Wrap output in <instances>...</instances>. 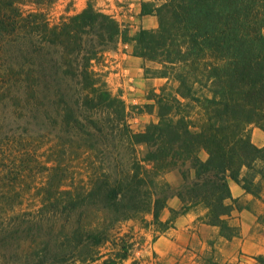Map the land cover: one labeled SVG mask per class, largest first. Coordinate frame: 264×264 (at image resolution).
Masks as SVG:
<instances>
[{"label":"trees","instance_id":"16d2710c","mask_svg":"<svg viewBox=\"0 0 264 264\" xmlns=\"http://www.w3.org/2000/svg\"><path fill=\"white\" fill-rule=\"evenodd\" d=\"M22 3L0 0V54L8 43L24 44L19 49L25 53L24 68L10 73L27 85L26 108L75 139L118 131L133 154L125 173L103 171L81 187L62 188L49 176L39 212L89 206L115 216L112 227L150 213L153 223L166 230L177 216L203 205L208 223L227 238L236 236L225 218L237 202L229 181L255 197L264 194V146L255 145L250 133L253 125L264 131V0L142 3L141 12L156 15L159 27L137 33L134 54L158 61L163 67L158 76H172L178 85L164 86L155 95L158 121L141 132L130 129L124 101L93 68L117 44L119 23L89 3L51 25L42 12L25 13ZM19 50L6 57L12 69L22 62ZM70 83L80 86L79 96L70 97L59 87ZM140 145L146 149L138 157ZM169 171L181 176L176 188L157 179ZM174 196L182 206L170 209L171 217L162 221L161 213ZM112 227L90 224L72 232L70 241L74 250L81 249V259H99L97 248L110 240ZM122 249L97 264H118L129 256L126 244ZM256 261L264 264V254Z\"/></svg>","mask_w":264,"mask_h":264},{"label":"rangeland","instance_id":"374dc122","mask_svg":"<svg viewBox=\"0 0 264 264\" xmlns=\"http://www.w3.org/2000/svg\"><path fill=\"white\" fill-rule=\"evenodd\" d=\"M144 1L159 5L164 0H23L20 5L25 13H44L54 25L91 3L119 23L122 32L117 44L94 61L93 68L112 94L124 101L126 121L134 132L158 121L155 95L161 88L178 85L172 76H158L163 68L158 61L134 54L137 33L159 27L156 15L141 12ZM21 47L22 42L8 43L0 54V264H97L122 253L123 244L128 246L129 256L118 264H257L256 257L264 254V196L261 201L252 194L240 198L232 193L237 202L225 218L237 235L230 238L207 222L203 205L177 216L173 227L166 230L153 223L150 213L121 220L112 227L115 216L89 206L76 211L58 208L39 212L49 176L62 188L81 187L103 171L114 176L125 173L133 165V154L118 131L96 134L89 140L80 135L75 139L57 124L31 113L24 99L27 85H20V76L10 73L24 68L26 57ZM18 50L22 62L12 69L6 57L11 59ZM59 87L70 97L82 93L73 83ZM136 148L141 157L146 147ZM207 156L206 151H200L202 159ZM56 164V171L49 170ZM157 179H165L175 188L181 184L177 171L161 173ZM181 206L179 198H169L160 219H169L170 209ZM90 224L112 227L110 240L97 248L96 261L88 260L90 256L81 259V249L74 250L70 241L74 230Z\"/></svg>","mask_w":264,"mask_h":264},{"label":"crops","instance_id":"0c3cea01","mask_svg":"<svg viewBox=\"0 0 264 264\" xmlns=\"http://www.w3.org/2000/svg\"><path fill=\"white\" fill-rule=\"evenodd\" d=\"M250 133H251V139L255 145L259 147L264 146V131L263 130H261L257 126H253L250 130ZM230 187H231V190L234 196H237L240 198H250L251 197L250 193H247L240 185H238L234 181L230 182ZM263 196L262 198H258V200L263 201Z\"/></svg>","mask_w":264,"mask_h":264}]
</instances>
